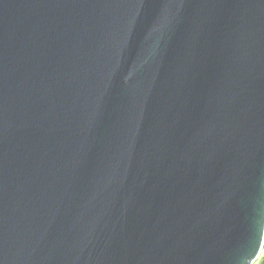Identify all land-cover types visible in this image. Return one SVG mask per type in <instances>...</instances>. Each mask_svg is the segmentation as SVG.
I'll return each mask as SVG.
<instances>
[{"label":"water","instance_id":"1","mask_svg":"<svg viewBox=\"0 0 264 264\" xmlns=\"http://www.w3.org/2000/svg\"><path fill=\"white\" fill-rule=\"evenodd\" d=\"M264 0H0V264H254Z\"/></svg>","mask_w":264,"mask_h":264},{"label":"trees","instance_id":"2","mask_svg":"<svg viewBox=\"0 0 264 264\" xmlns=\"http://www.w3.org/2000/svg\"><path fill=\"white\" fill-rule=\"evenodd\" d=\"M254 264H264V253H261L259 259Z\"/></svg>","mask_w":264,"mask_h":264},{"label":"rangeland","instance_id":"3","mask_svg":"<svg viewBox=\"0 0 264 264\" xmlns=\"http://www.w3.org/2000/svg\"><path fill=\"white\" fill-rule=\"evenodd\" d=\"M262 253H264V248H263V251H262Z\"/></svg>","mask_w":264,"mask_h":264}]
</instances>
